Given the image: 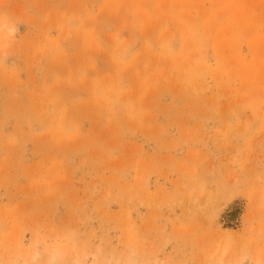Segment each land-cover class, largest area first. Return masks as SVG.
<instances>
[{"label": "rangeland", "instance_id": "rangeland-1", "mask_svg": "<svg viewBox=\"0 0 264 264\" xmlns=\"http://www.w3.org/2000/svg\"><path fill=\"white\" fill-rule=\"evenodd\" d=\"M0 264H264V0H0Z\"/></svg>", "mask_w": 264, "mask_h": 264}, {"label": "clouds", "instance_id": "clouds-1", "mask_svg": "<svg viewBox=\"0 0 264 264\" xmlns=\"http://www.w3.org/2000/svg\"><path fill=\"white\" fill-rule=\"evenodd\" d=\"M14 31H12V32H10L9 34H8V36H9V39H11L13 36H14Z\"/></svg>", "mask_w": 264, "mask_h": 264}, {"label": "bare ground", "instance_id": "bare-ground-1", "mask_svg": "<svg viewBox=\"0 0 264 264\" xmlns=\"http://www.w3.org/2000/svg\"><path fill=\"white\" fill-rule=\"evenodd\" d=\"M10 31V30H9ZM4 34H6V32L4 33ZM6 36V35H5ZM6 43V42H5ZM3 44H1V46H2ZM4 46H6V45H4ZM3 48V47H2Z\"/></svg>", "mask_w": 264, "mask_h": 264}]
</instances>
